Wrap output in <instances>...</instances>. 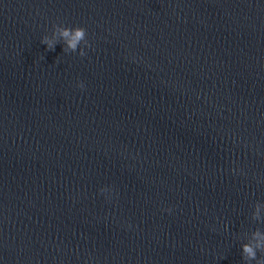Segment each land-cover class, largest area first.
<instances>
[{
  "label": "water",
  "instance_id": "water-1",
  "mask_svg": "<svg viewBox=\"0 0 264 264\" xmlns=\"http://www.w3.org/2000/svg\"><path fill=\"white\" fill-rule=\"evenodd\" d=\"M54 24L87 55L47 51ZM244 244L264 257V0H0V264H257Z\"/></svg>",
  "mask_w": 264,
  "mask_h": 264
},
{
  "label": "clouds",
  "instance_id": "clouds-1",
  "mask_svg": "<svg viewBox=\"0 0 264 264\" xmlns=\"http://www.w3.org/2000/svg\"><path fill=\"white\" fill-rule=\"evenodd\" d=\"M52 28V35L44 36L41 40V43L47 46V51H55L56 46L63 41V52L77 53L79 49V56L84 57L87 55L84 49L90 48L91 45L87 40V30L85 28L80 26L70 27L62 24H54ZM81 44L84 45L83 48L80 47ZM78 87L83 90L85 84L80 82ZM253 235H259V230L254 232ZM257 248L264 252V246L257 245ZM242 257H246L249 261L256 260L257 264H264V257L258 258L257 249H254L250 244L242 245Z\"/></svg>",
  "mask_w": 264,
  "mask_h": 264
}]
</instances>
